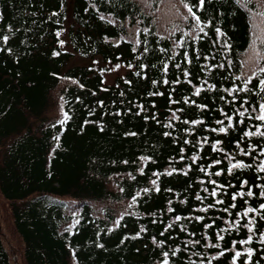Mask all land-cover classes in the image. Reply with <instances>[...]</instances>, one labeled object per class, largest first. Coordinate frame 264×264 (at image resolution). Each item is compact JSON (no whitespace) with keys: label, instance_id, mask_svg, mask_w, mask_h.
<instances>
[{"label":"trees","instance_id":"obj_1","mask_svg":"<svg viewBox=\"0 0 264 264\" xmlns=\"http://www.w3.org/2000/svg\"><path fill=\"white\" fill-rule=\"evenodd\" d=\"M263 32L264 0H0V264H264Z\"/></svg>","mask_w":264,"mask_h":264},{"label":"snow or ice","instance_id":"obj_2","mask_svg":"<svg viewBox=\"0 0 264 264\" xmlns=\"http://www.w3.org/2000/svg\"><path fill=\"white\" fill-rule=\"evenodd\" d=\"M203 4H204V0H200V5L203 6ZM189 12L192 13L193 17H194L197 21H199V17H197V16L195 15V13L192 12V9H191V8H189ZM217 31L219 32V29H217ZM4 39L7 40V37H4ZM165 83H167V81H165ZM261 84H264V81H261ZM210 87H211V86H210ZM199 92H200V90L197 89L196 94L199 95ZM261 108L264 109V105H261ZM258 119L261 120V121H264V115H260V116L258 117ZM195 123H199V121H195ZM218 123H223V122H222V121H218ZM220 131L223 132V131H226V129L221 128ZM252 134H253V133H249V135H252ZM260 135L264 136V132L260 133ZM238 166H239V165H234L233 167H238ZM169 174H171V173H169ZM153 183H155V181H153ZM157 190H158V189H157ZM145 191H147V190H145ZM249 195H251V193H249ZM197 198L199 199V197H197ZM262 207H264V205H262ZM179 219H180V217H177V220H179ZM221 239H223V237H221ZM242 243H246V241H242ZM222 254H223V253H222ZM240 255H241V254H240L239 252L236 253V256H240Z\"/></svg>","mask_w":264,"mask_h":264},{"label":"rangeland","instance_id":"obj_3","mask_svg":"<svg viewBox=\"0 0 264 264\" xmlns=\"http://www.w3.org/2000/svg\"><path fill=\"white\" fill-rule=\"evenodd\" d=\"M67 49H70L68 45L64 46ZM82 59L79 57L75 58L73 61L80 62ZM125 71V68H111L109 72H106L105 75L108 78L109 81H112L117 74H122ZM87 252V251H86Z\"/></svg>","mask_w":264,"mask_h":264}]
</instances>
